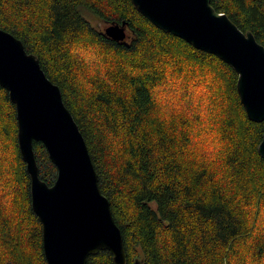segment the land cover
<instances>
[{
  "label": "trees",
  "instance_id": "trees-1",
  "mask_svg": "<svg viewBox=\"0 0 264 264\" xmlns=\"http://www.w3.org/2000/svg\"><path fill=\"white\" fill-rule=\"evenodd\" d=\"M212 6L264 47V0ZM87 14L127 21L130 42L107 38ZM0 29L58 86L126 264H264V122L248 118L231 66L159 30L130 0H0ZM33 151L39 179L52 185L44 146ZM29 188L15 107L0 87V264H46ZM87 264L114 260L100 251Z\"/></svg>",
  "mask_w": 264,
  "mask_h": 264
},
{
  "label": "water",
  "instance_id": "water-1",
  "mask_svg": "<svg viewBox=\"0 0 264 264\" xmlns=\"http://www.w3.org/2000/svg\"><path fill=\"white\" fill-rule=\"evenodd\" d=\"M159 30L212 54L236 72L237 90L248 118L264 122V47L244 33L212 0H130ZM100 26V25H99ZM129 23L110 24L103 35L127 45ZM0 87L14 105L17 141L30 180V203L41 225L46 264H87L108 251L126 264L124 238L109 199L99 186L88 146L61 92L22 42L0 29ZM33 142L41 143L56 168L48 186L39 179ZM264 158V134L259 146Z\"/></svg>",
  "mask_w": 264,
  "mask_h": 264
},
{
  "label": "rangeland",
  "instance_id": "rangeland-1",
  "mask_svg": "<svg viewBox=\"0 0 264 264\" xmlns=\"http://www.w3.org/2000/svg\"><path fill=\"white\" fill-rule=\"evenodd\" d=\"M86 17H87V19L90 21V23H91V25H92V27H93L94 29H96V30L99 31V32H104V31H105V28L107 27V25H104V24L102 25V24H100L99 20H98L96 17L92 16L91 14H87ZM99 25H100V26H99ZM127 42H130V39H129ZM76 53H78V55H77V54H76V55H77L80 59L85 60L86 63L88 64V60L84 58L82 52L77 51ZM152 206H153V208L155 207L154 205H152Z\"/></svg>",
  "mask_w": 264,
  "mask_h": 264
},
{
  "label": "flooded vegetation",
  "instance_id": "flooded-vegetation-1",
  "mask_svg": "<svg viewBox=\"0 0 264 264\" xmlns=\"http://www.w3.org/2000/svg\"><path fill=\"white\" fill-rule=\"evenodd\" d=\"M102 33V32H101ZM129 35H130V31H129V29L127 30V36H128V38L126 39V41H128L129 40Z\"/></svg>",
  "mask_w": 264,
  "mask_h": 264
}]
</instances>
